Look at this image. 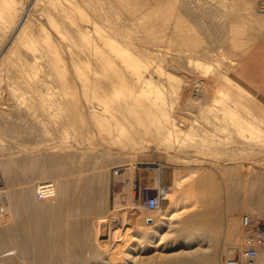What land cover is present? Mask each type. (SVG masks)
I'll use <instances>...</instances> for the list:
<instances>
[{
  "label": "rangeland",
  "instance_id": "obj_1",
  "mask_svg": "<svg viewBox=\"0 0 264 264\" xmlns=\"http://www.w3.org/2000/svg\"><path fill=\"white\" fill-rule=\"evenodd\" d=\"M231 1L232 0H227L226 4H232L230 3ZM236 1L238 0L232 2L233 4H237L234 7L237 8L234 10V8L231 7L230 9L231 5L228 4V9L225 11L226 13L224 12L225 14L223 12L221 14V9H216V7L214 8V6L209 5L210 7L208 6V9L213 8V10H211L215 12H211L207 9L208 15L210 16H207V12L205 13L206 16H204L205 14L202 15L206 18H212L211 24L208 23L210 20L204 17V19H200L202 16L199 14L193 16L189 14L187 16L185 15L186 18H182L186 23L188 22L187 25H191L190 27L194 26L192 29L188 26V33L194 36L196 35L195 33H197L196 37L200 39L202 45L205 44V48L208 46L206 50L213 54L211 56L212 58L210 57L209 59L208 56H199L198 54L196 56L195 52L191 51L188 46H184L183 48L185 49H181L183 54H190L192 55L191 57H193L191 58L189 66L192 72L189 73L187 70L184 71V69L176 70L170 68L171 70L168 69V72H171L174 76L169 79L164 78L163 71L157 74L155 69L157 66L153 63L156 62L157 65V63L160 64L162 62L150 59V57L147 59L148 69L146 68L145 71H148L150 75L145 72V76L149 75L150 79L153 78L152 80H154V82L157 81L156 84L158 83L157 85H159L158 87H160V89L157 88L163 93L160 92V98L163 97V100L165 98L163 107L165 111L167 110L168 112H166V116L161 112L159 115L157 114L158 120H156L155 126L159 134L156 135L155 141L148 143L147 147L133 152L131 151L132 153L103 152L97 149L98 145L96 144V138V141L94 140L95 142L93 141L94 138L88 139L91 140V142L93 141L92 143L90 141L85 142L86 139L75 141L73 135L75 136L76 132L73 131L72 126L61 127L63 131L61 133L63 134L62 136L56 132L54 125L47 121H45L47 124H45V128L48 130V139L42 138L31 130L33 126L29 123H23L24 125L22 124L19 125V127H14V130L9 128L3 131L1 130L3 133L0 131V185L6 190L8 199L7 204L9 208L6 210L7 217H9L8 212L11 211L13 214L11 225H17L16 228H20L26 216H30L29 220L33 222L29 230L31 233L29 232L27 235L28 241L32 244L35 243L34 239L37 238L39 244L36 247H40L43 254L46 252L45 255L50 259V263L112 264L108 261V256L111 251L116 252V250L111 249L107 241L109 239V229L111 227L113 232L116 233H121L123 229L125 237L132 235L145 240L143 244L137 243L136 245V260L134 259L131 262L130 260L132 259L125 256L124 260L128 264H165L166 259H169V257L171 258L173 255L175 257L176 253L179 255V253H186L189 250L193 251L198 248L201 250V253L200 257L197 259L198 261L196 260L194 264H208L207 260L209 258L212 260H208L210 264H220L221 260L228 254V256L238 255L246 246L245 240L247 236H252L253 238L257 236L258 239L261 240L260 242V240L254 239L258 252V264H264V222L260 221L255 214V207L264 204V170L257 167H264V144L262 145L257 141L247 140L246 134L249 137L250 133L241 130H239V132V128H236V125L233 124L235 119H229L230 122L226 121L228 115H234L233 117L235 118L240 114V111L238 112L237 109L239 107L235 108L230 114L229 112L222 114V112L215 110H213L215 112H212V110L207 108V105H209L210 100L216 93L223 98L226 96L224 93H218L220 84H216V80L213 79L214 76H210L214 68L240 83L234 76V69L237 61L241 54L264 34V30H258L255 32L257 38L256 36L253 37L248 34L238 35L237 38L239 42L234 45L231 39L233 33L229 34L230 32L226 31V34L224 31L231 28L232 23H236L235 25L238 27V25H240L239 20L241 21L243 14L245 16V18H242L244 22L243 26L245 25L244 28L247 27L249 23L247 22L248 20L251 19L250 22H254L256 19V21L258 20L257 22H259L261 21V19H259L261 18L260 16L264 14V0H250L249 3L245 2L246 0ZM239 4L242 6L244 5V7L250 4L251 9L247 7L244 9L242 7V10L244 9L242 12L241 7H239L240 9L238 8ZM230 10L235 11H233V14L230 12V15L235 16H237L236 11L238 10L240 14H238V17L240 16V19L235 18L237 21H233V19L232 22H230L229 20L232 19V16H230L229 19H227L228 16H225L227 15V11L229 12ZM170 13L168 17L170 16L172 18V14ZM213 13H215L216 17L212 16ZM216 13L218 15H216ZM197 16L200 17L198 18ZM194 17H197L198 20L197 18L194 19ZM246 17L248 20H246L245 23ZM171 18H169V21L166 20V22H168V27L170 26L169 31L171 30L168 34L166 29V35L168 37L159 38L162 40H158L160 44L156 41L162 48L165 46L168 55H170L171 52H180L177 49L174 50L172 45L173 42H170L171 40L168 41L170 37L173 36ZM191 18L194 24L189 23ZM213 18L215 19L213 20ZM222 21L227 26V29H224L226 26L223 25ZM200 23L205 24H203V26L201 24L200 26ZM196 24L199 25L200 28L199 26L195 28ZM208 24L210 28L207 29ZM212 24L213 26L216 25V28L213 27ZM255 25H257V23ZM258 26L259 25L256 27ZM202 27H204L205 30ZM198 28L202 29L197 31ZM206 29L207 31L210 30L208 31L209 33H206ZM216 29H219L218 33L219 31L222 32L218 34ZM245 29L249 30L250 28L247 27ZM202 30L204 32H202ZM214 30H216V33ZM144 34L145 32L142 33L143 36ZM167 38L168 40H166ZM144 39H142V43H144ZM228 39L233 44L229 42ZM149 53L151 52L147 54L150 55ZM195 59H198L201 63L195 65V63H197ZM210 59H213L215 62ZM202 62L203 64L207 63L206 67L208 66L207 69H209L206 75L200 72L205 69L204 66H202ZM150 67L152 69H150ZM150 70L151 73L149 72ZM186 73H189V75ZM191 73L192 76H190ZM196 73L198 75H196ZM149 76L147 77L149 78ZM151 76L153 77L151 78ZM207 76L211 79L210 82L209 78L206 79ZM196 78L206 79L203 80L204 84L201 85L202 88H200L203 90L205 87L206 95L203 97L205 99L202 100L199 98L197 100L200 101V103L203 101V106L206 107H204L202 111H199L198 108L200 104H198L197 101H193L194 98L197 97V92L195 90L198 88L194 87V83H197ZM187 79L192 83H190L191 87L196 93L195 95V93L192 92L188 99L183 93V87L184 84L187 83V81H185ZM184 81L186 83H184ZM171 84L174 87L169 89V87L172 86ZM179 84L182 86L180 87ZM241 85L250 95L238 88V99L245 101L248 100L249 97L251 101L253 100L252 102L255 104L249 102V105L251 104L250 106H253L252 109L257 113V116H250L249 118L251 121L255 122V124L259 123L261 125L262 123L261 126L264 127V122L261 121V119L264 120V114H262L264 111V97L255 94L243 84ZM179 87L181 90L178 89ZM188 101H193L192 103H197L198 105L193 104V106H187V103H189ZM257 103L259 104L256 105ZM245 112L244 110V113ZM195 118L202 120L201 125L199 124L200 122L194 125L189 124ZM168 119L173 120L176 125L170 127V125H168ZM75 125L76 124L73 126ZM33 134L34 136H31ZM17 138L19 140H17ZM181 139L193 145V147H187V149L190 148L189 154L188 152L182 153V151L177 150V147H169L172 144L177 146ZM213 139L215 140L213 141ZM93 147H95L96 150H94ZM149 164L161 166L160 183L162 181L164 185L170 187V190L174 188L177 179L182 180L181 186L174 192V196L178 198L177 205L171 206L169 197L166 195L165 200H163L159 207V211L153 214L154 216L156 215L154 223H152L151 220H145V217H149L151 214L146 212L143 206L145 194L153 193L152 188L156 185L157 180L154 171L147 170L146 167ZM146 177L151 179L152 188L144 187L143 180ZM37 182H52L54 184L55 196L47 200H37L33 193V186ZM50 202L52 204H50ZM125 209L126 211L128 210L127 216L129 217H127V221L122 225L120 218L114 221V216L116 215L117 217V215ZM171 212L173 216L170 220H167L166 216ZM134 213H139V215H143V217L135 220L132 218ZM112 216L114 222L111 220ZM244 216L249 217V222L246 227H244L242 222ZM33 223H35V225H33ZM203 223L211 224L214 228V232L213 237L210 238L209 241L203 239L201 243L200 240H195V237L202 233V230L199 229ZM9 227L10 224L5 223L0 227V233L5 232ZM127 227L128 229H126ZM151 240L153 242H150ZM234 241L238 243L237 247L232 246ZM155 243L157 247H153ZM14 245L11 237L4 238L0 240V252L17 250ZM106 245L107 247H105ZM140 246H145L146 248L141 250ZM35 254L36 253H33V256L31 255L34 260L37 257V254ZM48 254H50L49 257ZM14 255L15 254H12L11 256ZM32 258H22L18 256L17 259L26 264H36Z\"/></svg>",
  "mask_w": 264,
  "mask_h": 264
},
{
  "label": "bare ground",
  "instance_id": "obj_2",
  "mask_svg": "<svg viewBox=\"0 0 264 264\" xmlns=\"http://www.w3.org/2000/svg\"><path fill=\"white\" fill-rule=\"evenodd\" d=\"M232 1L235 2V0ZM232 1L230 2L232 4L228 3L231 5L230 9L231 7L234 8L237 5L235 3L233 4ZM245 2L249 3L250 0H246ZM226 3L227 0H0V131L9 128L14 130L23 123H29L33 126V129L31 130H33L42 138L48 139V130L45 128V121H47L48 123L54 125L56 132L59 134L63 132L62 128L65 126H72L73 131L76 132V135H73V139L75 141H78L79 139H86L85 142H91V140L88 139L94 138L93 141H96L97 139L96 144L98 145V148L96 147L95 143L94 145L98 150L103 152L132 153L135 150L147 147L148 143L155 141L156 135L159 134L157 133V128L155 126L159 113L161 112L164 116H166L168 113L163 107L165 104V98L164 100L163 97L160 98V87H158V83L156 84V80V82L152 80L154 75L151 76L152 79H150V74L148 71H145L146 68L148 69L147 59L150 57V59L162 62L160 64L157 63V65L156 62L153 63H155V66H157L155 68L157 74L163 71L162 73L164 76H162L164 78L169 79L174 76L171 72H168V69L170 68L176 70L184 69V71L187 70L189 73L192 72V69H190L191 67L189 68V66L191 58L193 57H191L192 55L190 54H183L181 49L184 46H188L191 51L195 52L196 56L197 54L199 56H208L209 59L213 54L206 50L208 46L205 48V44L202 45L200 39L196 37L197 33H195V36L188 33L189 27L191 25H187L188 22L186 23V21H184L182 18H186V16L189 14L192 16L199 14L202 16H199L200 19L206 16V14L207 16H210L207 12V9L210 6H214L216 9H221L222 14V12L224 13L228 9L227 7L229 5ZM240 5L241 4H239L238 8L241 7V10L242 7L244 9L246 7L251 9L250 4L246 7H244V5ZM236 8H234V10ZM211 9L213 10V8L208 10L215 12ZM233 11H227V15H225L226 17L228 16L227 19L232 16V19L229 20L230 22H232L233 19V21H237L235 18L240 19V16L238 17V10L236 11L237 14L235 13L237 16L230 15V12L233 14ZM169 13L172 14V18L170 16L168 17ZM202 14L205 15L203 16ZM213 14L212 16H215V13ZM216 15L218 14L216 13ZM243 17L245 18L244 14L242 18ZM247 17L245 19V23L246 20H248ZM260 17L261 18L259 19H261V21L257 22L258 20L256 21V19L254 21L255 24L257 23V25H259V29L256 27L257 25H255L254 22H250L251 19L249 18L250 20L247 21L249 22L247 24V27L250 28L249 30L245 29L247 27L244 28L245 25L243 26L244 22L242 21V18L241 21L239 20L240 25H238V27L235 25L236 23H232L231 28L228 29L224 23V19V22L222 21L223 25L226 26L224 29H227L224 32L229 31V34L233 33L231 39L234 45H236L239 42V39L237 38L238 35L248 34L255 37L256 31L264 30V14ZM169 18L172 19L170 21L172 22L171 29L173 31V36L171 35L172 37H170L169 40L168 38L166 40H171L170 42H173L172 45L174 50L177 49L180 51L179 53L171 52L170 55H168V52L165 50V46L163 45V49L162 46L159 45L160 42L158 41L163 37H168L166 35L167 31L168 34L171 32V30L169 31L170 26L168 27V22H166V20L169 21ZM192 18L191 21L193 20ZM196 18L194 17V19ZM206 19L210 20L208 23H212V18L210 19L209 17ZM214 19L215 18H213V20ZM191 21L189 23L194 24V22ZM194 21L198 22L196 20ZM197 24L195 28L199 26ZM201 24L203 26L205 23H200V26ZM192 28H194V26L190 27V29ZM199 28L197 31H200L202 28L205 30L204 27L201 29ZM208 28H210L209 24L207 29ZM216 30H214V32ZM208 31L206 33H209ZM144 32L145 34L143 36L142 33ZM202 32L204 31L202 30ZM221 32L222 31H219V33ZM149 38L150 41L148 42ZM142 39L145 40L144 43H142ZM156 41H158L159 44H157ZM148 52H151L149 53L150 55L147 54ZM196 62L197 63H195V65L201 63L198 59ZM213 62L215 61L213 60ZM206 64H203L202 62V66H204L205 69L202 68L203 71H200L201 73L203 72L204 75H206L209 71V69H207L208 66L206 67ZM150 69L152 68L150 67ZM145 72L149 74L147 75L149 78L145 76ZM149 72L151 73V70ZM189 73L186 74L189 75ZM211 73L212 74L210 76H214V78H212L216 80V84H220L218 93H224L226 96L223 98L216 93V95L210 100L207 108L212 110V112L220 111L222 114H225L226 112H229L230 114V112H232L235 108L239 107L237 109L238 112L240 111V114L238 113L239 115L235 118L233 117L234 115H228L227 117L225 116L227 119L226 121L230 122L231 119H235L233 124L236 125V128H239L238 131H248L250 133L249 137L246 134L247 140L257 141L263 145L264 127L261 126L262 123L261 125L259 123L255 124V122L251 121L249 118L250 116H257V113L252 109L253 106H250L251 104L249 105V102L252 104L254 103L252 102L253 100L251 101L249 97L248 100L245 101L238 99L239 89L244 91L246 94H249L248 91L240 83L215 68ZM196 75L198 74L196 73ZM190 76H192V73ZM207 78H209V76H207L206 79ZM206 79L196 78L197 83H194V87L198 89H194L197 92V97L193 100L194 102L199 98L202 100L205 99L203 98L206 95L204 89L205 87L203 86V90L200 88H202L201 85L204 84L203 80ZM210 80L211 79L209 78V82ZM185 81H187V83ZM185 81L184 83L186 84H184L183 93L188 99L189 95L194 91L191 87L192 83L189 82L190 80L187 79ZM181 86L182 85H180V87ZM171 87L173 88L174 86H170L169 89ZM180 87L178 89L181 90ZM193 101H188L189 103H187V106H193ZM197 103L195 104L199 106V111H202V109L205 107L203 106V101H201V103L200 101H197ZM258 104L259 103L256 105ZM244 110L247 112H245L246 114L244 113ZM263 112L262 114H264ZM261 121L264 122L262 119ZM197 122H200L199 124L201 125L202 120L195 118L189 124L194 125ZM74 124L76 125L73 126ZM168 125L172 127L175 126L176 123L173 120L168 119ZM61 135L63 136V134ZM31 136H34V134ZM17 140L19 139L17 138ZM214 140L215 139H213V141ZM188 146L193 147V145H190L181 139L177 146L172 144L169 147H177V150L182 151V153L188 152L189 154L190 148L187 149ZM95 147H93L94 150H96ZM257 167L264 170V167L262 166ZM181 183L182 180L177 179L172 190H170V187H168V192L166 195L169 197L171 206H176L178 203V198L174 196V192L179 189ZM50 204L52 203L50 202ZM7 208H9L8 204L6 206V210ZM6 210L4 224L9 223L10 227L8 229L5 228L6 231L0 233V240L11 237L17 250H6L4 252L2 251V253L0 252V264H26L19 261L17 259L18 256L22 258H32L31 255L33 256V253L37 254H35L37 256L35 260L32 258L36 264H55L56 262L50 263V259L47 258V255H45L46 252L43 254L40 247H36L39 244L37 238L34 239V237L31 235V237L35 240V243L30 244L28 241L27 235L30 232L29 230L32 227L31 223L33 222L29 220L30 216L26 214L27 216L22 224L20 222L21 227L16 228L17 225H11L13 221V214L10 211L8 212L9 217H7ZM145 210L151 214L149 217H145V220L148 219L154 223V218L156 215L154 216L153 214L158 212L159 208H145ZM127 211L125 209L123 212L117 215V217L115 215L114 221L117 220V218H120L121 224L123 225V223L127 221V217H129L127 216ZM255 212L259 220L264 222V204L256 206ZM172 216L173 213L171 212L166 216V219L170 220ZM142 217L143 215L140 216L139 213H134L132 218L136 220ZM112 219L113 216L111 217V220ZM114 221L112 220V222ZM35 223H33V225H35ZM201 226L199 230H202V233L195 237V240H200L201 242L203 239H206L209 241V239L213 237L214 228L211 226V224L206 223H203ZM126 229H128V227ZM109 234V239L107 240L108 244L110 245L111 249L116 250V252L111 251L109 256L107 255L108 261L112 264H128L124 260L125 256L129 259H132L130 260L132 262L135 259L137 243L143 244L145 241L142 238L134 237L132 235L125 237L123 234V229L121 233H116L113 232L110 227ZM254 239L260 240L257 236H254ZM150 242L153 241L151 240ZM156 245V243L153 244V247H157ZM237 245L238 243L234 241L232 246L237 247ZM105 247H107V245ZM143 248L146 247H141V250ZM200 253L201 250L199 248L194 249L193 251L189 250L186 253H179V255L176 253L175 257L174 255H171V258L169 257V259H166L165 264H194V262L200 257ZM12 254L15 255L11 256ZM49 255L50 254H48V257ZM209 259L211 260V258ZM208 260L207 263L210 264ZM108 261L106 260L107 263Z\"/></svg>",
  "mask_w": 264,
  "mask_h": 264
},
{
  "label": "built area",
  "instance_id": "obj_3",
  "mask_svg": "<svg viewBox=\"0 0 264 264\" xmlns=\"http://www.w3.org/2000/svg\"><path fill=\"white\" fill-rule=\"evenodd\" d=\"M147 170L154 171L156 174V185L152 188L153 193H146L143 200V206L148 209L159 208L166 198L168 186L160 183V165L149 164ZM33 193L37 200H47L54 196V184L52 182H37L33 186ZM6 190L0 185V227L4 225L5 210L7 206ZM244 227L248 225L249 217L242 218ZM246 246L238 253L237 256H225L220 264H258V252L254 238L247 236Z\"/></svg>",
  "mask_w": 264,
  "mask_h": 264
},
{
  "label": "crops",
  "instance_id": "obj_4",
  "mask_svg": "<svg viewBox=\"0 0 264 264\" xmlns=\"http://www.w3.org/2000/svg\"><path fill=\"white\" fill-rule=\"evenodd\" d=\"M234 76L249 90L264 97V34L241 54ZM143 181L145 188H152L151 179L146 177Z\"/></svg>",
  "mask_w": 264,
  "mask_h": 264
},
{
  "label": "water",
  "instance_id": "obj_5",
  "mask_svg": "<svg viewBox=\"0 0 264 264\" xmlns=\"http://www.w3.org/2000/svg\"><path fill=\"white\" fill-rule=\"evenodd\" d=\"M150 221V220H149Z\"/></svg>",
  "mask_w": 264,
  "mask_h": 264
}]
</instances>
